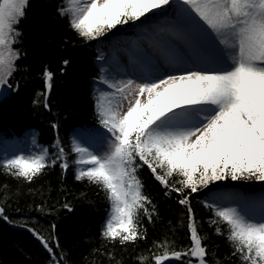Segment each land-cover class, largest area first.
<instances>
[{"label": "snow or ice", "instance_id": "6c2138e0", "mask_svg": "<svg viewBox=\"0 0 264 264\" xmlns=\"http://www.w3.org/2000/svg\"><path fill=\"white\" fill-rule=\"evenodd\" d=\"M29 3L0 0V99L11 91L8 80L20 58L17 26ZM58 13L86 41L129 26L145 33L153 49L145 57L147 70L98 78L110 89L95 90L100 127L78 130L72 143L75 178L103 189L110 202L103 236L121 245L145 238L141 219L155 214L140 176L147 168L187 212L191 246L172 257L208 264L193 194L220 182L264 184V0H67ZM45 77L50 91L54 74ZM31 144L37 151L13 154L0 166L29 182L57 164L70 168L59 142L53 152L34 136ZM204 206L218 235H224L219 225L226 226L241 264H264V198L257 205L225 186ZM5 211L0 206V219L7 220ZM34 235L52 264H61L58 240ZM166 261L172 264L166 252L155 257V264Z\"/></svg>", "mask_w": 264, "mask_h": 264}, {"label": "trees", "instance_id": "16d2710c", "mask_svg": "<svg viewBox=\"0 0 264 264\" xmlns=\"http://www.w3.org/2000/svg\"><path fill=\"white\" fill-rule=\"evenodd\" d=\"M60 7H66V0H30L17 26L21 35L14 47L20 58L8 80L11 91L0 99V148L11 142L10 148L22 150L30 135L50 152L59 142L68 153L70 168L65 171L57 164L29 182L0 166V206L7 216L0 219V264H52L34 232L46 240H58L59 248L54 250L61 264H155L156 256L166 252L170 257L191 246L186 209L175 194L165 195L144 168L140 173L144 191L155 205L153 219H141L145 238L121 245L103 236L110 202L103 189L75 178V153L71 152L78 130L100 127L94 99L97 80L103 75L97 60L98 40L81 38L69 18L59 15ZM46 71L54 74L50 91ZM225 186L246 195L264 192V184L256 181H228L193 194L191 205L206 237L208 264H241L233 255L226 226L219 225L224 235H218L216 225L209 223L213 214L204 206L217 188Z\"/></svg>", "mask_w": 264, "mask_h": 264}, {"label": "rangeland", "instance_id": "374dc122", "mask_svg": "<svg viewBox=\"0 0 264 264\" xmlns=\"http://www.w3.org/2000/svg\"><path fill=\"white\" fill-rule=\"evenodd\" d=\"M145 37L146 34L138 29L124 27L122 31L114 29L112 32L98 39L97 45L100 55L103 54L105 57L104 61H101V65L107 69V72L103 73V75L116 76L118 79H124L127 78L126 74L130 75L133 72L138 73L142 70H147L145 57L153 54V49L149 46ZM133 60L138 61V63H132ZM97 88H99L101 92L110 91V89L103 84L97 85ZM8 93H5L3 97ZM75 137L76 133L74 134L73 140ZM32 138L33 135H30L26 145H22V150L14 149L15 152L10 151L7 157L10 158L13 154L27 155L37 151V149L31 144ZM240 194L244 197L250 198V202L257 205L259 201L264 198V193L254 195ZM209 200L210 198L207 199V201ZM169 260L172 264H176L177 262L172 256L169 257ZM165 264H168V261H166Z\"/></svg>", "mask_w": 264, "mask_h": 264}]
</instances>
